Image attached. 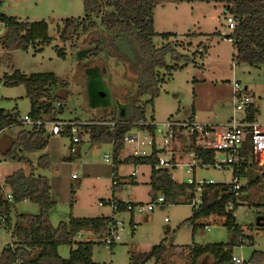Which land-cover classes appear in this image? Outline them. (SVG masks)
I'll list each match as a JSON object with an SVG mask.
<instances>
[{
  "label": "rangeland",
  "instance_id": "rangeland-1",
  "mask_svg": "<svg viewBox=\"0 0 264 264\" xmlns=\"http://www.w3.org/2000/svg\"><path fill=\"white\" fill-rule=\"evenodd\" d=\"M0 14L16 17L22 22L45 21L49 26L50 38L49 42L36 40L26 49L15 51L0 47V110L21 119L31 112V102L26 96L25 87L4 85V77L12 75L16 70L26 75L53 72L69 83L68 97L62 103V111L57 114L58 119L67 122L112 120L121 109L125 114L126 111L130 114L133 107L142 106L149 100L148 97H138L136 81L117 55L82 58V53L95 45L94 41L98 37L94 33L83 35L79 32L66 43L59 39L58 34L64 28L65 20L86 17L83 0H0ZM226 16L225 6L218 2H184L156 8L155 32L182 33L183 37L178 35L169 41L190 61L186 64L185 59L177 62L172 56H167V64L174 68L171 71L159 70L166 82L161 85L160 96L155 99L154 105L147 106L148 123L155 124L156 128H161L162 123L170 119L225 124L233 116L232 83L238 82L255 95L256 120L264 127V65L237 63V50L232 40L226 37L232 32L228 29ZM154 42L156 47L168 43L159 36L154 37ZM57 49L64 52L65 58L58 54ZM237 117L242 119L244 115L237 113ZM31 131V126H13L0 136V185L3 187V198L11 193L5 185L7 177L20 169L27 174L32 171L30 165L7 159L3 153L12 146L14 138L17 139L22 132ZM130 133L141 137L152 136L148 131L140 129ZM47 139L45 149L32 153L18 152L31 160L35 176L42 175L49 181L50 194L55 201L50 211L51 225L57 228L61 222L69 223L73 217L112 216L121 222L116 232L120 240L114 245L106 244V234L99 236L83 233L77 238L79 242L97 243L93 253L96 264H133L140 254L149 253L154 246L162 243L173 247L168 250L167 264H188L183 250L188 251L195 246L232 243L233 234L225 225V217L203 218L194 227L190 219L195 208L190 203L157 204L161 195L155 200L151 195V168L140 167L139 174L132 176L135 166L123 162L133 156L131 145L125 144L124 149L118 153L119 159L123 161L115 164L117 155L113 144H93L88 134L83 136L79 154L70 152L69 137L49 136ZM156 140L162 142V135L156 133ZM191 145V140L183 141L179 138L173 142L171 150L177 159L188 163L192 160L190 149H194ZM172 151L167 150L159 156L170 160L173 158ZM151 152L150 146L142 148L143 156ZM44 155L52 160V167L40 170L37 162ZM106 156L109 161L105 160ZM187 170L184 166L173 170L172 178L178 183H188L189 179H195L197 182L214 181L216 184H230L235 179L232 169L220 171L198 167L190 173ZM73 174L79 179H72ZM114 178L119 183L115 188ZM239 180L248 190L247 198L242 199L241 206L235 212L243 245L234 247L233 255L251 261L255 251L264 253V227L257 225L259 219H264V167L249 165L246 175ZM251 183L254 184L250 186ZM199 198L200 193L196 195V199ZM111 200L143 206L153 204L155 208L148 217L137 212H113ZM100 203L105 205L100 206ZM39 213L40 206L31 201L15 204L10 212L12 225L19 215ZM132 219L136 227L131 225ZM206 226L210 228L209 231L205 229ZM14 242L16 239L12 237L11 231L1 223L0 256ZM75 249L76 244L61 245L58 252L62 259H69Z\"/></svg>",
  "mask_w": 264,
  "mask_h": 264
},
{
  "label": "trees",
  "instance_id": "trees-1",
  "mask_svg": "<svg viewBox=\"0 0 264 264\" xmlns=\"http://www.w3.org/2000/svg\"><path fill=\"white\" fill-rule=\"evenodd\" d=\"M86 10L85 18L67 19L64 28L59 31V39L68 42L72 36L79 32L83 35L94 33L98 38L91 49L85 50L82 58L88 59L99 55H117L125 64L126 69L133 75L137 84L138 97H148L149 100L142 106L133 107L130 114L126 111L122 116V109L112 120L92 121V125H82L84 134L90 136L93 144L111 143L115 155L124 149V138L134 129L148 131L154 134L156 125L148 123L147 106L154 105V101L160 96V87L166 82L159 70L171 71L174 67L167 64V56H172L174 61L189 57L181 55L176 46L170 42L176 38V33L157 34L155 32V10L165 4H180L184 2H218L225 6V14L231 15L236 21V28L226 37L232 40L237 55V63H247L251 66L264 65V0H83ZM0 19L8 25L6 33L0 37V47L8 51L26 49L30 43L36 40L49 42V26L45 21L29 23L22 22L16 17L1 15ZM159 36L168 41L162 47H156L154 37ZM58 54L65 58L64 52L57 49ZM202 55V54H201ZM203 56V55H202ZM10 58V55H9ZM2 59V58H1ZM1 81V79H0ZM4 85L7 87L24 86L26 96L31 102L29 115L34 120L49 119L58 120L57 114L63 109V102L68 97L69 83L53 72L26 75L19 70L12 75L4 77ZM62 105L57 108L56 104ZM124 109V108H123ZM256 107L254 106L249 116L250 120H256ZM105 123V124H102ZM115 123V126L109 125ZM20 126L15 114L0 110V136L11 126ZM70 128L66 127L64 137H68ZM50 135L44 131H37L36 127L31 132H22L17 141L3 153L7 159L23 162L30 165L31 173L27 174L20 169L5 180V185L10 189L14 198L13 202L6 201L1 195L0 188V224L1 218H5L6 229L11 231L16 239L13 245L7 246L1 253L0 264H96L93 261L94 241L79 242L77 238L83 233H93L104 236L108 234L110 226L116 219L110 217L99 218H71L69 223L61 222L57 228L50 223V211L55 206L51 197V186L46 177L34 175L32 162L22 153H32L45 149ZM196 155L205 163L212 164L214 152L197 148ZM159 150L153 149L150 156L133 158L129 157L124 162L134 166H151V195L157 199L160 194L165 199L166 205H178L190 203L194 197L195 188L187 183H178L170 175L169 169H155L159 162ZM120 163L118 161L115 162ZM116 166V165H115ZM249 165L234 171L235 179L246 175ZM52 160L48 155L38 159V169H50ZM115 170V168H114ZM114 188L119 183L113 180ZM254 183H251L252 186ZM233 184L206 185L202 192V204L195 208L191 224L196 227V222L212 216L225 217V225L233 234L232 243L209 244L195 246L186 251L185 257L188 264H234L233 249L242 246V234L238 227L235 212L242 204V199L247 198V187H242L240 196L231 192ZM184 200L185 202H181ZM240 201V203L238 202ZM31 201L40 206L38 215H19L14 226L10 218L11 207L15 204ZM118 201V200H117ZM118 211L126 212L125 203L118 201ZM234 208H229V203ZM263 222L264 219L261 218ZM131 225H134L132 219ZM135 229V228H134ZM77 245V249L71 252L69 259H62L58 249L61 245ZM114 245V244H112ZM168 247L165 243L154 246L149 253L140 254L133 264H165ZM212 262V263H211ZM249 264H264V253L255 251ZM167 264V263H166Z\"/></svg>",
  "mask_w": 264,
  "mask_h": 264
},
{
  "label": "built area",
  "instance_id": "built-area-1",
  "mask_svg": "<svg viewBox=\"0 0 264 264\" xmlns=\"http://www.w3.org/2000/svg\"><path fill=\"white\" fill-rule=\"evenodd\" d=\"M2 14H0L1 16ZM227 26L230 31H234L236 28V21L233 16L227 15ZM8 30V25L5 21L0 19V37L3 36ZM233 116L225 124H204L191 121H177L168 120L162 123L161 128H156V132L151 134V137H141L138 134L129 133L124 138V143L133 147V158L145 157L142 153V148L150 146L153 149L159 150V155L164 154L167 150H171V146L174 141L181 139L183 141L191 140V144L194 149H190V156L192 160L188 163L182 162V160L175 157L168 160L165 157L159 156V162L155 166V169H169L172 177V171L179 167H186L187 172H194L196 168L201 167L205 170L214 168L220 171L232 169L233 171L239 170L245 165L257 164L260 167H264V127L257 123V120H250L249 116L251 110L254 107L255 95L251 93L247 88L240 86L238 82H233ZM62 104L57 103L56 107L59 108ZM237 113H243L244 117L239 119ZM21 125L36 127L37 131L44 130L50 136H63L66 132V127L70 128L69 138H71L70 152L72 154L80 153V145L83 143L84 131L81 129L82 125H92L93 122H75L64 120H49L46 118L34 120L30 115L25 116L23 119L18 118ZM105 124V123H102ZM109 125L115 126V123ZM13 127V125L11 126ZM8 129V128H7ZM6 129V130H7ZM156 133L162 135V142L156 140ZM191 145V146H192ZM201 148L206 151H213L215 156L212 164L205 163L201 158L196 155V149ZM167 149V150H166ZM152 154V152H151ZM150 154V155H151ZM146 155V156H150ZM127 157V158H129ZM126 158V159H127ZM106 161H109V157H105ZM121 163L119 156H116L115 162ZM125 161V160H124ZM123 161V162H124ZM2 164L0 160V165ZM140 167L135 166L132 176H136L140 172ZM151 168V166H149ZM72 179H79L75 174L72 175ZM240 179V178H239ZM238 178L234 179L231 192L237 197L240 196V190L243 187L240 184ZM188 185L195 188L194 197L191 200L193 208H198L202 204V192L206 185L215 184L214 181H199L195 179H189ZM2 190V186L0 185ZM200 193V198L196 199V195ZM8 202H13L14 198L11 193L4 198ZM165 199L163 197L158 198L157 204H164ZM240 203V201L238 200ZM109 204V202H108ZM120 204L117 200H111L110 205L113 211H118ZM105 203H100V206H104ZM153 204L146 206L138 204H127L126 212L139 213L146 217L154 210ZM229 208H234L232 202L229 203ZM167 221V220H165ZM5 222V218H1V223ZM121 222L116 221L110 226L106 244L112 245L116 241L120 240V236L116 234ZM134 227H136L134 225ZM206 230H210L208 226ZM232 261L234 264H249L246 260L240 257L233 256Z\"/></svg>",
  "mask_w": 264,
  "mask_h": 264
},
{
  "label": "water",
  "instance_id": "water-1",
  "mask_svg": "<svg viewBox=\"0 0 264 264\" xmlns=\"http://www.w3.org/2000/svg\"><path fill=\"white\" fill-rule=\"evenodd\" d=\"M101 96H105L103 94H101ZM122 116H125V111L122 110ZM259 227H264V221L262 222L261 219L258 220V224Z\"/></svg>",
  "mask_w": 264,
  "mask_h": 264
},
{
  "label": "crops",
  "instance_id": "crops-1",
  "mask_svg": "<svg viewBox=\"0 0 264 264\" xmlns=\"http://www.w3.org/2000/svg\"><path fill=\"white\" fill-rule=\"evenodd\" d=\"M176 34H177V35H180V37H183V34H182V33H176ZM16 141H17V139L14 138L13 143L16 142ZM5 146H6V145H5ZM2 147H4V145H3ZM142 167H143V166H142ZM74 180H78V179H74Z\"/></svg>",
  "mask_w": 264,
  "mask_h": 264
}]
</instances>
